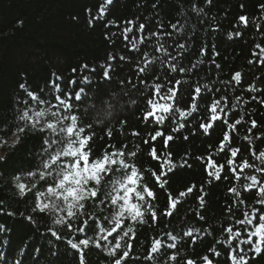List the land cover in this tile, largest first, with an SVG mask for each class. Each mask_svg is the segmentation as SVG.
I'll return each instance as SVG.
<instances>
[{
    "label": "snow or ice",
    "instance_id": "obj_1",
    "mask_svg": "<svg viewBox=\"0 0 264 264\" xmlns=\"http://www.w3.org/2000/svg\"><path fill=\"white\" fill-rule=\"evenodd\" d=\"M204 2L211 5L213 0ZM112 3L113 0H103L89 25L94 20H103L107 5ZM259 7L264 10V4ZM151 8L155 19L145 16L141 22L137 16L125 20L123 25L115 20L105 23V28L121 29L119 33L112 32L111 37L122 36L124 49L131 55L110 52L106 62L98 66L81 65L79 86L73 77L67 87H62L63 78L56 73H52L47 91L44 87L34 91L24 83L19 85L24 96L16 101L14 122L9 129L0 131L6 136L14 127L13 135L27 132L38 136L39 151L32 154L33 167L14 176L16 190L24 197L39 185L31 212L44 220L51 218L54 225L69 234L48 229L56 241L66 243L76 264H86V251L102 253L105 264H251L252 259L264 255V125L254 118L257 115L264 118V112L252 111L253 105L264 109V74L252 72L257 65L264 66V40L253 39L248 71L235 70L225 80L221 78V65L216 62L217 45L212 42L219 32L215 16L193 4L191 11L198 18V28L196 23L189 22L190 18L183 22L164 19L156 11V3ZM262 18L240 14L233 30L226 33L227 39L241 37L250 29L264 36V26L259 22ZM199 32L205 34V39L197 49L193 38ZM105 39H110L108 33ZM97 67L100 75L94 79ZM205 69L207 75H199ZM71 71L76 73L77 69ZM124 72L131 74L123 75ZM249 75L254 79L247 81L245 87L242 80ZM114 82L120 88L131 86V91L123 92L119 99L134 96L133 103L138 99L145 101L137 117L145 135L132 128L127 133L131 143L126 139L117 145L112 140L113 130L106 127L100 139L107 137L109 142L96 149L94 125L85 123L88 109L80 105L103 103L105 97L112 101L114 90L97 85ZM245 125L246 134L241 136L239 128ZM127 126L126 119L121 121L122 136ZM210 130H219L221 134L215 151L208 145L207 155L192 154V159L203 166L206 179L199 186L193 183L173 194L170 175L178 168H191L192 163L187 155L174 159L170 144L178 137L188 141L185 132L192 136L200 132L208 137ZM6 143L0 138V144ZM142 148L155 168L136 162L144 154ZM3 159L0 157V161ZM145 173L150 174L151 186L144 182ZM225 182L230 185L223 204L225 218L221 223L211 224L203 214L208 209L209 192L205 189ZM158 192L166 198L162 209L157 204ZM194 192L198 193L197 205L191 214L202 222L199 227L185 224L180 228L178 224V231L146 235L145 229H154L165 220L168 222L164 228L169 229L179 207ZM247 196L254 197L251 203L246 201ZM24 218L34 222L32 215ZM5 231L0 224V232ZM214 233H219V237L205 254H190L198 240ZM141 236L149 243L138 254L136 246L144 247ZM4 260L0 253V261ZM14 264L21 261L15 260Z\"/></svg>",
    "mask_w": 264,
    "mask_h": 264
},
{
    "label": "trees",
    "instance_id": "obj_2",
    "mask_svg": "<svg viewBox=\"0 0 264 264\" xmlns=\"http://www.w3.org/2000/svg\"><path fill=\"white\" fill-rule=\"evenodd\" d=\"M102 3L103 0H0V129H9L14 122L13 113L18 107L16 101L24 96L23 90L19 87L21 83L30 90L39 91L41 87H44L47 91L49 82L53 79L52 73H56L63 78L62 87H67L68 80L73 77L77 78V86H79L81 65L87 63L89 67L98 66L106 62L110 52H124L126 55H131L124 49L122 36L111 37L112 32L119 33L121 29L115 26L105 28L104 25L108 20H115L123 25L125 20L135 19L137 16L140 17L141 22L145 16L155 19L151 8L153 3L157 4L156 11L164 19L173 22L180 19L183 22L184 19L190 18L189 22L196 23L198 28L200 27L198 18L191 11L193 4L204 8L209 16H215L219 32L212 42L217 45L216 51L219 55L216 56V62L221 65V78L225 80L229 79L235 70H241L242 73L248 71L247 60L252 58L253 39L256 42L264 40V36L258 35L254 29L245 30L243 36L233 37L231 40L226 36L228 31L233 30V25L240 14L264 17V10L259 7L260 4H264V0H213L211 5H206L204 0H159V2L157 0H113L111 5H107L108 10L103 20H94L90 26L89 19L96 15ZM241 4L243 8L240 7ZM259 22L264 26V18ZM206 23L209 21L206 20ZM106 33L109 34L110 39H105ZM204 39L205 34L199 32L193 38L194 47L198 49ZM110 40L115 42L110 43ZM73 68L77 69L76 73L71 71ZM212 68L214 73V65ZM252 72L255 75H262L264 66L257 65ZM130 74V72L123 73V75ZM99 75L100 69L97 67V72L93 74L94 79H99ZM199 75L206 76L207 69ZM213 78H215L214 75ZM252 79L254 76L249 75L247 80H242V83L246 87L247 81ZM133 82L135 83V77ZM97 86L101 89L111 88L115 95L112 101L105 97L103 103L86 102L80 105L82 109L85 107L88 109L85 123L94 125L95 148L100 149L109 142L107 137L103 141L100 139L106 127L113 130L112 140L117 145L126 139L131 143L127 133L132 128L140 131L142 136L145 135L142 124L137 120L145 106V101L138 99L133 103L134 96L119 99L120 94L131 91V86L125 85L120 88L115 82L111 85L100 83ZM117 99L119 103H116ZM252 111L264 112V109H257L253 105ZM254 118L258 120V124L264 125V118L260 115ZM125 119L128 121V126L124 129L122 136L119 129L121 121ZM246 127L247 125L239 128L241 136L246 134ZM14 130L12 127L6 136L3 135V131H0V138L7 141L6 144H0L4 158L0 161V201L3 202L0 203V224H3L6 229L5 232H0V253L5 257L0 264H14L15 260H20L21 264H76L75 257L66 243L56 241L48 229L60 231L65 236L69 234L54 225L51 218L44 220L40 215L31 212L36 200L35 192L40 190L39 185L37 189L28 192L24 197H21L16 190L14 176L21 175L22 172L33 167L32 154L39 151V141L38 136L27 132L19 136L13 135ZM185 134L189 135V140L184 141L178 137L174 143L170 144V151L177 160L187 155L192 167L178 168L175 174L170 175L169 184L173 194L186 189L193 183L199 186L206 179L203 166L192 159V154L207 155L208 145H212L211 150L215 151L221 138L219 130L211 132L208 137L200 132L196 136L188 132ZM136 143H140L139 138L136 139ZM238 143L243 141L238 140ZM157 147L160 148V145L157 144ZM142 151H144L143 148ZM136 162L144 167H156L154 163H149L147 151H144L143 156ZM25 182L28 181L25 180ZM144 182H147L149 186L152 185L150 174L145 173ZM229 186L227 182L219 186L214 183L210 188L206 186L205 190L209 192V196L206 197L208 209L203 214L209 223L217 224L224 220L223 204L226 199L225 192ZM157 195L159 197L157 204L162 209L166 198L160 192ZM196 195H198L196 192L191 194L187 202L179 207V213L169 229L164 228V223L168 222L165 220L163 223H158L154 229H145L146 235L159 236L164 231L172 229L178 231V224L180 228L185 224L199 227L202 222H197L191 214V209L197 205ZM253 199V196L246 197L249 203ZM9 212L13 215H8ZM20 213L24 216L22 217ZM28 215L34 217V222L24 218ZM218 237L219 233H214L203 240H198L197 244L192 246L190 254L194 256L205 254ZM140 239L144 241V247L136 246L138 254H142L149 243L143 236ZM105 261L106 257L99 251H86V264H105ZM251 264H264V255L252 259Z\"/></svg>",
    "mask_w": 264,
    "mask_h": 264
},
{
    "label": "rangeland",
    "instance_id": "obj_3",
    "mask_svg": "<svg viewBox=\"0 0 264 264\" xmlns=\"http://www.w3.org/2000/svg\"><path fill=\"white\" fill-rule=\"evenodd\" d=\"M2 155H3V152L1 151V148H0V157H2Z\"/></svg>",
    "mask_w": 264,
    "mask_h": 264
}]
</instances>
